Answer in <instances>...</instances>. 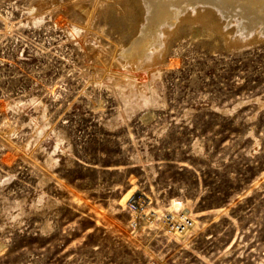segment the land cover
Here are the masks:
<instances>
[{
	"label": "rangeland",
	"instance_id": "obj_1",
	"mask_svg": "<svg viewBox=\"0 0 264 264\" xmlns=\"http://www.w3.org/2000/svg\"><path fill=\"white\" fill-rule=\"evenodd\" d=\"M70 1L0 0V264H264V37L189 24L126 85Z\"/></svg>",
	"mask_w": 264,
	"mask_h": 264
},
{
	"label": "bare ground",
	"instance_id": "obj_2",
	"mask_svg": "<svg viewBox=\"0 0 264 264\" xmlns=\"http://www.w3.org/2000/svg\"><path fill=\"white\" fill-rule=\"evenodd\" d=\"M87 1L92 3V6H88L89 3H86V6L82 4L85 8L84 16H81L74 25L84 30L85 34L84 32L83 34L85 37L92 34L94 41L95 38L102 37L100 36V32L102 31L103 25L99 22L100 20L107 22L109 18L113 20V26H117L115 18H119L126 23L128 30H130L131 36L128 43L119 44L117 41L112 42L113 44L107 47L98 45V52L94 53L96 55L93 59L94 61H113L112 64L115 66L117 64L122 66V63L129 64L127 70L124 71H128L127 74L121 77V84H132L133 76L131 72L138 67L142 70L149 69V71H152L151 67L159 63L158 61H165L169 41L178 36L183 27L192 23L195 24V22H201L208 29L216 32H219L221 28H226L225 31L229 36L234 35L233 39L239 42L255 40L254 38L257 39L259 36L264 37V0ZM72 3L71 0L70 8L67 7V13L70 15L74 6V3ZM79 6H81V2ZM59 19L61 20V17ZM89 45L91 46V44ZM115 71L117 72V70ZM115 76H112V79ZM117 77L119 76L117 75ZM179 211L184 212V214L186 213L182 203L173 207L172 213L169 215L170 222L179 220L172 216L179 214Z\"/></svg>",
	"mask_w": 264,
	"mask_h": 264
},
{
	"label": "built area",
	"instance_id": "obj_3",
	"mask_svg": "<svg viewBox=\"0 0 264 264\" xmlns=\"http://www.w3.org/2000/svg\"><path fill=\"white\" fill-rule=\"evenodd\" d=\"M180 204L179 201H171L170 202V206H169V214L172 213L173 210V206ZM179 214L177 215H172L176 218H178L180 220V222H171L172 228L176 231V232H183L185 231L188 227H190L191 225V221L189 220V218L184 214V212L182 213V211L178 212Z\"/></svg>",
	"mask_w": 264,
	"mask_h": 264
}]
</instances>
